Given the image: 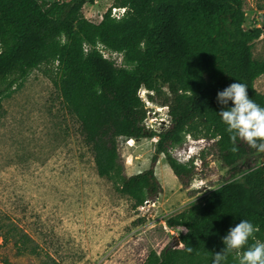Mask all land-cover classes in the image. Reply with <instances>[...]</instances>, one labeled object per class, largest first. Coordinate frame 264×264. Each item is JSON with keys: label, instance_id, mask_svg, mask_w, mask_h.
<instances>
[{"label": "trees", "instance_id": "trees-1", "mask_svg": "<svg viewBox=\"0 0 264 264\" xmlns=\"http://www.w3.org/2000/svg\"><path fill=\"white\" fill-rule=\"evenodd\" d=\"M245 2L116 0L125 9L123 16L115 19L108 10L94 23L82 11L93 0H0V100L32 70L56 64L54 83L96 173L134 208L162 191L154 171L159 155L179 183L189 186L194 160L180 162L172 155L187 135L210 142L227 170V181L202 202L165 220L170 228L184 229L178 236L181 246L151 250L143 264H211L212 252L223 247L221 237L240 219L257 225L255 238L264 241V152L242 141L237 151L230 150L216 101L218 90L239 80L248 86L249 97L264 106V93L255 88L264 75V59L252 53L264 32V14L260 25L246 28ZM100 46L121 54V63L104 58ZM140 89L167 108L168 127L159 132L146 127ZM153 137L150 167L127 175L120 141ZM0 238L2 244L13 238L15 256L41 257L21 228L11 226ZM189 246L192 252L186 251ZM45 256L49 261L42 264H59ZM234 260L230 254L226 264ZM0 262L14 264L6 256Z\"/></svg>", "mask_w": 264, "mask_h": 264}, {"label": "rangeland", "instance_id": "rangeland-1", "mask_svg": "<svg viewBox=\"0 0 264 264\" xmlns=\"http://www.w3.org/2000/svg\"><path fill=\"white\" fill-rule=\"evenodd\" d=\"M115 2L93 0L83 6V16L99 22L100 15L117 7ZM263 14L264 0H246L247 26L260 25ZM252 53L254 59H264V32ZM111 60L119 65L121 57ZM55 66L32 70L0 100V234L11 226L21 228L41 256H15L13 238L6 244L0 238V257L14 264H42L49 261L45 254L59 264H143L151 250L160 252L184 232L168 227L165 220L202 202L227 181V170L210 142L187 135L172 155L180 162L194 160L189 186L179 183L159 155L154 171L162 191L134 208L110 180L96 173L77 124L62 104ZM255 88L264 93V75L256 79ZM147 94L138 91L147 109L145 125L159 132L169 125L167 108L151 102ZM156 142L155 137L120 141L127 175L150 167Z\"/></svg>", "mask_w": 264, "mask_h": 264}, {"label": "clouds", "instance_id": "clouds-1", "mask_svg": "<svg viewBox=\"0 0 264 264\" xmlns=\"http://www.w3.org/2000/svg\"><path fill=\"white\" fill-rule=\"evenodd\" d=\"M247 88L244 82L235 80L218 90L216 101L221 107L217 113L229 134L231 151H237V141H242L264 152V106L249 97ZM256 231L257 225L249 219L230 225L221 237L223 247L212 252L211 264H226L230 254H235L234 264H264V241L255 238ZM186 251L193 248L189 246Z\"/></svg>", "mask_w": 264, "mask_h": 264}, {"label": "built area", "instance_id": "built-area-1", "mask_svg": "<svg viewBox=\"0 0 264 264\" xmlns=\"http://www.w3.org/2000/svg\"><path fill=\"white\" fill-rule=\"evenodd\" d=\"M124 11H125L124 8H121V7H113V8L111 9V13H110V15H111V17H113V18H115V19H119V18H121V17L123 16ZM101 19H102V15H100V20H101ZM100 20H99V21H100ZM94 23H95V22H94ZM96 23H97V22H96ZM244 25H245L246 28H249V26H247L246 24H244ZM97 49L101 52L102 56H103L104 58H106V59H113L115 56H120V57H121V54H118V53H116V52H111V51L105 50V49H103L101 46L98 47ZM120 63H121V61H120ZM140 98H141V97H140ZM142 101H143V100H142Z\"/></svg>", "mask_w": 264, "mask_h": 264}, {"label": "water", "instance_id": "water-1", "mask_svg": "<svg viewBox=\"0 0 264 264\" xmlns=\"http://www.w3.org/2000/svg\"><path fill=\"white\" fill-rule=\"evenodd\" d=\"M180 242H179V239L178 238H174L173 242H171L167 248H176V247H179Z\"/></svg>", "mask_w": 264, "mask_h": 264}]
</instances>
